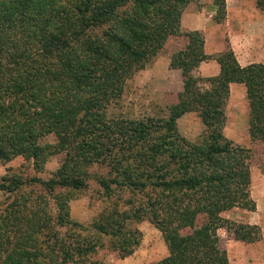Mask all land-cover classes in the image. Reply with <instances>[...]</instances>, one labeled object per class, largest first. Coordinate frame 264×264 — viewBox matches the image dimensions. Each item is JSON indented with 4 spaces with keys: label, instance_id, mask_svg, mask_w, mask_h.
<instances>
[{
    "label": "trees",
    "instance_id": "obj_1",
    "mask_svg": "<svg viewBox=\"0 0 264 264\" xmlns=\"http://www.w3.org/2000/svg\"><path fill=\"white\" fill-rule=\"evenodd\" d=\"M198 0H0V162L20 156L36 172L62 154L45 181L29 179L54 195L51 216L41 199L22 192L26 181L0 178V264H103L98 250L130 256L139 233L128 225L146 218L160 233L167 254L153 264H228L217 231L232 240H260L255 225L222 214L254 210L249 197V150L222 135L228 84H241L248 106L247 137L264 143V66L240 67L229 47L203 54L200 32L179 30L182 10ZM213 20L225 17L224 0H212ZM260 11L262 3L255 0ZM168 37L183 38L169 68L180 71L182 90L161 117L112 119L106 108L118 100L127 79L155 57ZM212 59L213 78L192 74ZM193 112L203 132L189 142L176 120ZM53 137L54 142L44 141ZM106 169L96 179L112 190L143 195L125 209L101 210L89 224L68 218L72 191L85 186L88 169Z\"/></svg>",
    "mask_w": 264,
    "mask_h": 264
},
{
    "label": "rangeland",
    "instance_id": "obj_2",
    "mask_svg": "<svg viewBox=\"0 0 264 264\" xmlns=\"http://www.w3.org/2000/svg\"><path fill=\"white\" fill-rule=\"evenodd\" d=\"M259 1L262 3V12L264 13V0ZM183 43V38L168 37L160 52L145 65L143 70H141L144 71L142 72V76L139 75L141 71H138L125 81L118 100L107 106L106 117L109 119L122 118L138 120L146 117L165 116L166 109L175 103L176 98L175 95H166L159 91L160 82L163 77L162 72L159 69H153L151 65L157 57L169 55L170 58L172 53L183 48ZM193 122V118L185 123L182 122L179 129L184 131L192 127L193 129L190 130V139L188 140L190 142H198L199 136L195 134L196 129L193 127ZM198 124L200 126L199 121ZM240 124H243V122H240ZM44 141L53 143L55 140L53 137H47ZM246 149L249 150L248 165L253 184L258 181L261 182L259 186L257 184L255 185L253 194H255V196L257 195V198L264 197L261 194L262 187H264V183H262L264 182V143L249 142ZM62 157V154L49 157L43 169L40 172H36L32 168L30 160L17 156L6 163L0 162V178L4 174L16 175L26 181L22 186V192L29 194L32 199L42 197L43 199H41L40 202L42 207L48 214L53 216L56 213L53 197L59 192V189H54L51 193H48L39 183L32 181L28 182L27 180L39 179L40 181H45L49 179L51 174L59 166ZM105 173L106 169L104 167L98 165L92 166L88 169V178L85 180L84 188L71 192L72 196L67 203L68 218L70 221L87 225L105 208L116 207L119 210H123L125 209L124 206H126L127 201L131 202L133 205H137L144 201L143 195L140 193L129 197L130 195L127 192H118V190L116 191L114 189L109 197L105 196L96 182V179L99 176H105ZM5 202V196H0V208L3 207V203ZM248 216H250V218H248ZM222 217L241 224H248L249 221H259L256 215H249L248 211L239 208H233L223 213ZM128 229L136 230L140 237L138 246L130 256L119 259L115 253L106 252L105 249H102L98 250L90 260L103 264H153L166 256V247L161 239L160 233L146 218L138 222L132 221L128 225ZM217 235L219 238V247L226 253L225 247L228 245V241L232 240L231 233L224 227L217 231ZM236 252V250L228 248L226 253L228 264H264V256L261 254L257 256L256 253L252 252H249V255L251 257L253 256V258L256 257V259L259 260L258 262H237L242 251L239 253L240 255H237Z\"/></svg>",
    "mask_w": 264,
    "mask_h": 264
},
{
    "label": "crops",
    "instance_id": "obj_3",
    "mask_svg": "<svg viewBox=\"0 0 264 264\" xmlns=\"http://www.w3.org/2000/svg\"><path fill=\"white\" fill-rule=\"evenodd\" d=\"M224 4L225 17L220 23L213 20L215 12L212 0H198L188 4L181 12L179 30L183 33L200 32L203 38L202 51L206 56H214L229 47L240 67L250 64L264 66V13L256 8L255 0H224ZM151 67L162 72L163 77L159 86V91L162 94L176 95L181 92L180 71L169 68V55L157 57ZM142 72L144 71H141L139 75L142 76ZM218 73L219 66L212 59L200 62L192 72L194 76L199 78H213ZM224 116L223 137L246 149L249 144L247 137L248 106L243 85L228 84V97L224 106ZM192 118L194 119L193 127L196 129L195 134L199 136L200 140L203 127L201 123L199 126V119L195 113H185L175 123L178 134L187 141L190 139V130L193 128L189 127L182 131L179 127L182 122L185 123ZM240 122H243V124H240ZM249 178V197L254 203V210L249 212V215H256L259 221H249L248 224L259 228L260 240L250 244L231 240L228 241V245L225 247L226 253L228 248L236 250L237 255H240L239 253L242 251L237 262L245 261L247 263L249 261H259L256 257H251L249 252L256 253L257 256H260V254L264 256V197L257 198V195L253 194V188L256 184L259 186L261 182L258 181L253 184L252 176H249ZM261 194L264 196V187H262Z\"/></svg>",
    "mask_w": 264,
    "mask_h": 264
}]
</instances>
